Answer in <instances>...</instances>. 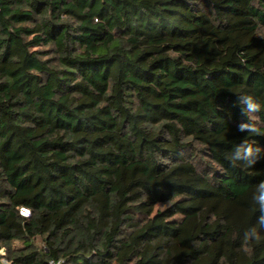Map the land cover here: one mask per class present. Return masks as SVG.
<instances>
[{
    "label": "trees",
    "instance_id": "1",
    "mask_svg": "<svg viewBox=\"0 0 264 264\" xmlns=\"http://www.w3.org/2000/svg\"><path fill=\"white\" fill-rule=\"evenodd\" d=\"M244 140L264 0H0V261L264 264Z\"/></svg>",
    "mask_w": 264,
    "mask_h": 264
},
{
    "label": "clouds",
    "instance_id": "2",
    "mask_svg": "<svg viewBox=\"0 0 264 264\" xmlns=\"http://www.w3.org/2000/svg\"><path fill=\"white\" fill-rule=\"evenodd\" d=\"M238 103L242 106V111L248 118L247 122L239 124V131H247L249 133L258 132L259 129L256 122L258 118L255 114L261 111V104L250 94L240 95ZM262 154H264V149L259 146H254L253 144L248 143L247 140H244L243 143L235 146L230 156V160L234 167L238 161H243L246 165L251 167L257 163ZM252 200L258 205L259 211L261 212V215L257 218V225L259 227L252 226L246 229L244 232V239L247 241L258 242L261 240V231H264V181L256 186V192L253 194ZM22 212L24 216L28 215L24 214V211Z\"/></svg>",
    "mask_w": 264,
    "mask_h": 264
},
{
    "label": "built area",
    "instance_id": "3",
    "mask_svg": "<svg viewBox=\"0 0 264 264\" xmlns=\"http://www.w3.org/2000/svg\"><path fill=\"white\" fill-rule=\"evenodd\" d=\"M23 211H24V214H28V211H26V210H23ZM22 214H23V212H22ZM0 264H9V262L5 259H2L0 261ZM50 264H60V263L50 262Z\"/></svg>",
    "mask_w": 264,
    "mask_h": 264
}]
</instances>
